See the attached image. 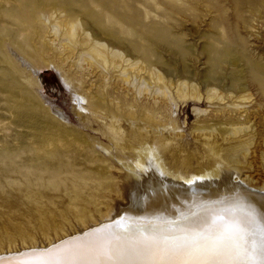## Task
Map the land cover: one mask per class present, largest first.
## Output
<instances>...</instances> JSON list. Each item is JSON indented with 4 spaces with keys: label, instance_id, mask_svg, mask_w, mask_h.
I'll return each instance as SVG.
<instances>
[{
    "label": "rangeland",
    "instance_id": "obj_1",
    "mask_svg": "<svg viewBox=\"0 0 264 264\" xmlns=\"http://www.w3.org/2000/svg\"><path fill=\"white\" fill-rule=\"evenodd\" d=\"M147 150L264 193V0H0V249L109 215Z\"/></svg>",
    "mask_w": 264,
    "mask_h": 264
},
{
    "label": "bare ground",
    "instance_id": "obj_2",
    "mask_svg": "<svg viewBox=\"0 0 264 264\" xmlns=\"http://www.w3.org/2000/svg\"><path fill=\"white\" fill-rule=\"evenodd\" d=\"M111 55L116 58L115 52ZM136 159L140 175L124 184L125 202L118 201L109 215L83 221V227L47 243L0 249V264L29 258L90 264L100 259L93 241L109 231L120 238L115 264H244L226 252L198 250V245L212 235L214 223L226 224L253 208L264 216L263 192L231 189L219 168L184 176L171 172L155 152H141ZM100 264L108 262L100 259Z\"/></svg>",
    "mask_w": 264,
    "mask_h": 264
},
{
    "label": "snow or ice",
    "instance_id": "obj_3",
    "mask_svg": "<svg viewBox=\"0 0 264 264\" xmlns=\"http://www.w3.org/2000/svg\"><path fill=\"white\" fill-rule=\"evenodd\" d=\"M252 207V206H249ZM97 256L108 264H115L114 255L120 250V238L114 231L98 234L93 241ZM198 250L226 252L244 264H264V216L254 208L234 217L226 224H213L212 235ZM100 259L90 264H100ZM22 264H58L43 258H29Z\"/></svg>",
    "mask_w": 264,
    "mask_h": 264
}]
</instances>
